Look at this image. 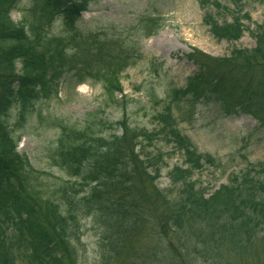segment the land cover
Returning <instances> with one entry per match:
<instances>
[{"label":"trees","instance_id":"trees-1","mask_svg":"<svg viewBox=\"0 0 264 264\" xmlns=\"http://www.w3.org/2000/svg\"><path fill=\"white\" fill-rule=\"evenodd\" d=\"M21 1L0 0V264H79L88 220L100 264H132L143 236L157 238L151 258L158 263H174V242L193 240L202 247L191 256L205 254L207 263L264 264V163H247L207 194L192 178L217 161L198 154L179 127L210 103L224 117L249 116L264 127V25L244 26L247 0H197L213 39L234 43L249 32L255 47L224 58L192 49L186 58L196 72L185 87L163 99L148 93L156 111L150 131L129 124L121 75L142 59L140 41L157 35L162 20L141 15L120 34L85 33L81 15L94 0H26L24 18L14 23L10 14ZM62 82L99 85V109L74 124L42 119L35 105L57 98ZM109 108H121L118 121L103 117ZM34 113L57 131L46 159L64 179L35 170L17 152L14 128ZM158 144L182 159L164 190L158 181L168 156Z\"/></svg>","mask_w":264,"mask_h":264},{"label":"rangeland","instance_id":"rangeland-1","mask_svg":"<svg viewBox=\"0 0 264 264\" xmlns=\"http://www.w3.org/2000/svg\"><path fill=\"white\" fill-rule=\"evenodd\" d=\"M221 1L228 3V0ZM27 7L26 0L21 1L17 10L11 12V20L20 22ZM244 11L249 13L250 19L243 24L250 31L255 25H264V2L247 0ZM205 12L197 0H94L81 15L79 27L85 33L112 34L118 30L120 34L124 26L133 25L141 15L162 20L163 26L157 35L140 41L142 59L121 75L123 95L127 102L126 114L132 127L149 131L155 127L153 115L156 111L148 93L153 92L158 99H163L167 90L184 88L187 79L196 72V67L186 58L192 49L214 58H224L233 49L251 50L255 47V40L249 32L234 43L213 39L208 27L203 24ZM226 20L230 21L229 18ZM60 32V23H55L51 34L57 36ZM101 102L102 90L99 85L87 82L73 86L62 82L57 98L41 101L35 105V109L42 119L51 117L74 124L82 122L85 115L97 111ZM14 115L10 120L11 125ZM121 115V108H109L103 117L114 122ZM37 118L38 115L34 113L21 129L14 128V136L19 137L17 152L25 155L35 170L64 179L65 175L50 168L46 159L45 148L55 141L57 131L45 128ZM179 127L198 154L210 155L217 161L218 167H204L192 178L198 187L207 190V194L227 185L228 178L244 170L247 163H264V127L249 116L224 117L215 104H201L192 122L182 123ZM157 148L168 156L158 181V187L164 190L169 185L168 172L173 167L181 166L182 159L169 147L158 144ZM91 225L89 220L84 222L85 232L78 246L79 264H100L99 240ZM141 239L134 247L132 264H211L207 263V256L203 253L204 256L197 255V259L191 256L193 251L202 247L193 240L184 245L174 242L172 251L178 259H174V263L155 262L151 254L156 249L157 238L143 236ZM165 250L168 253L169 250Z\"/></svg>","mask_w":264,"mask_h":264}]
</instances>
